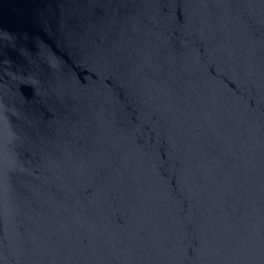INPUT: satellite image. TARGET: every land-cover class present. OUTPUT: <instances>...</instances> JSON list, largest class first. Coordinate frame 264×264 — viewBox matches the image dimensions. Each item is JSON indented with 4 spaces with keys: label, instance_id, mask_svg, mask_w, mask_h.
<instances>
[{
    "label": "water",
    "instance_id": "95a60500",
    "mask_svg": "<svg viewBox=\"0 0 264 264\" xmlns=\"http://www.w3.org/2000/svg\"><path fill=\"white\" fill-rule=\"evenodd\" d=\"M0 264H264V0H0Z\"/></svg>",
    "mask_w": 264,
    "mask_h": 264
}]
</instances>
